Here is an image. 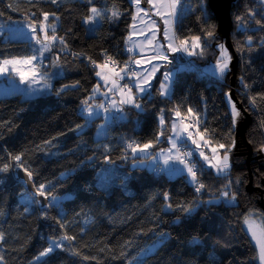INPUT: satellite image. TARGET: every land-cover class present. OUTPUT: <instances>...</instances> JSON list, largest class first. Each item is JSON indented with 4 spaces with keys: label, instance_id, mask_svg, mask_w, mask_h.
I'll use <instances>...</instances> for the list:
<instances>
[{
    "label": "trees",
    "instance_id": "trees-1",
    "mask_svg": "<svg viewBox=\"0 0 264 264\" xmlns=\"http://www.w3.org/2000/svg\"><path fill=\"white\" fill-rule=\"evenodd\" d=\"M187 3L190 11L180 9L175 23L177 43L201 38L204 54L190 57L204 71L217 61L218 46L226 37L207 0H181L180 8ZM92 7L104 15L88 34L84 21ZM231 8L229 37L238 63L235 91L240 81L244 96L236 98L251 118L245 137L252 156L248 164L240 134L247 153L234 154L228 172L216 174L197 163L199 183L205 185L197 192L183 173L172 178L158 167L138 166L128 145L153 142L152 152L167 148L179 111L182 116L198 114L197 130L212 144L225 145V153L237 137L228 84L206 71L208 75L176 70L172 93L164 97L156 77L150 94L138 100L141 109L125 107L126 118L113 117L106 134L96 136L101 117L88 122L83 101L98 84L97 65L108 57L117 73L129 60L136 70L127 45L133 0H0L2 21L27 18L39 26L47 12V23L56 25L57 37L65 42L57 40L46 52L43 71L52 76L51 89L29 98L19 93L0 98V168L9 165L0 172V264H258L244 218L253 212L264 226V160L259 162L256 155L264 146V0H236ZM113 10L118 17H112ZM33 54L28 40L0 36V61ZM126 72L120 81L131 87L132 72ZM113 120L116 125L110 124ZM17 155L20 161L13 160ZM21 169L32 173L36 189L45 185V206L18 177ZM229 182L238 203L212 201ZM177 205L194 211L186 213ZM65 235L75 239L62 240V247L40 256Z\"/></svg>",
    "mask_w": 264,
    "mask_h": 264
},
{
    "label": "snow or ice",
    "instance_id": "snow-or-ice-1",
    "mask_svg": "<svg viewBox=\"0 0 264 264\" xmlns=\"http://www.w3.org/2000/svg\"><path fill=\"white\" fill-rule=\"evenodd\" d=\"M53 3H56V0H52ZM90 2V0H89ZM133 2L136 4L137 8V14L139 15L140 13H143V16L141 17V22H144V18H147L148 20H151V23L147 25L149 30H154L152 31V36L148 38L145 42L151 44L152 41L156 38L157 33L159 32V25L157 24L156 20L152 19L151 16H149V11H152V14L154 16H158L160 18V21L163 24V36L164 39L167 41V44L165 45L164 43H159L157 42L155 46V55L152 57V59H158V60H163L166 64H171L172 60L169 59L168 52L171 53H187L189 56L193 55H203L204 54V47L201 45V38L199 36H195L191 38V44H189L188 39H183L179 40V43L177 44L176 41L178 37L175 35V23L177 19V10L178 7L181 5V0H146L147 4L150 6L149 9H145L140 7L141 0H133ZM11 7V5H9ZM91 15L87 16L85 18L86 22L89 24H96L98 23L97 18H103L104 13L97 9L96 7H92L90 9ZM112 17H118L119 12L117 10L112 11ZM55 16V13L51 14ZM49 19V13L44 12L43 13V20L39 22V31L37 28V25L35 23H30L28 25V29H30L29 32H17L16 35H23L26 39L28 40H34L36 45H39V48H36L34 50V54L31 56H26V57H12L10 59H3L0 61V76L6 75L9 72V69L11 68L12 72H15L16 75L19 76L20 83L28 85V88L25 89V93L27 95H39L41 94L45 89H51L52 85L48 82L47 79V74L41 72L40 69V61L44 57V54L46 52H51L53 45L57 40L61 44L65 43L63 40V37H57L56 35V25L53 24H48L47 21ZM136 17H133V20L135 21ZM239 19V18H238ZM3 26L0 25V28ZM49 29L51 30V35H49ZM42 33V35H41ZM2 31H0V35H2ZM206 35L208 37H212L214 35L212 30H208L206 32ZM15 38V37H13ZM131 39V37H129ZM251 42V37H249V43ZM135 45H133V48H129L128 51H133ZM220 50H221V59L217 61V64L214 67V73L216 74L218 71V75L222 78L226 72V70L229 67V61L231 60V57L227 53V49L224 47V45H220ZM112 58L108 57L107 60L103 65H97V67H106L108 64V61H110ZM114 63V62H113ZM134 63L139 64L140 61H134ZM93 64H95V61H93ZM19 65H26L29 66V71H21ZM160 65L156 64L153 65L150 75H154L156 71L159 70ZM127 65L125 66V69H121L122 72H125V75L128 73L126 72ZM111 71V70H110ZM96 75L100 77L103 81L105 86L108 85L109 83V75L103 74L100 71L96 72ZM132 76H137L135 72L131 73ZM172 76L173 72L170 71H165L163 73V78L164 82L161 83L160 85V94L162 96H167L169 94V86L172 81ZM114 77L111 80L112 87L108 88V92H119L121 94L120 100L117 102V100L113 99L110 102L109 107L112 109H115L116 111H123V108L120 107L121 105L125 104H130L133 107L137 109H141V105L136 102L135 96L132 94V88L129 87L127 84L121 86L118 83V80H123L124 76L120 75L119 73H114ZM139 79V78H138ZM43 82L42 87H36L37 85L41 84ZM141 84H147V87H142ZM138 89L140 93H145L148 92V89L151 87L150 83H147V78L144 80H141L139 83H136L133 85ZM65 87H68L67 85ZM100 85L98 84L96 88L93 89V93H96L100 90ZM63 89H61L62 91ZM125 90L127 91V95L125 96ZM108 92H104V96H108ZM58 94V93H57ZM150 94V93H149ZM230 104H231V111H232V116L233 120L237 117H239L240 112L236 108V105L234 102H231V96L230 94H226ZM93 99V97H89L85 101H83V104L86 106L84 108V112L87 113V115L90 117L93 115V105L89 104V100ZM253 103H255V98H253ZM95 108L97 109H103L104 112H108L109 108L105 107L104 104H96ZM188 112H192V109L189 108ZM98 114V113H97ZM176 115L179 116L180 113L179 111H176ZM161 124L164 123L163 116H161ZM179 128V130H178ZM172 130L174 135L168 136V140L171 142L172 147L167 149V150H161L160 154H163L164 151H167L168 153H171L173 149L176 150V155L175 156H167L164 159V165L168 166L167 168H162L161 171L165 170H179L183 172L185 169L187 171V174L191 178V182L196 184V191L199 192L201 189L205 187L204 184L199 183L198 180V175H197V170H196V165L194 163H189L186 157H190L192 154L191 153H186L184 154L185 158H182L180 154V149L177 147V138L182 136L184 133H187L188 139L192 138V133L188 131V125L183 124L181 122V125H177L175 122L172 124ZM207 131V129H205ZM159 135H164L163 131L159 133ZM193 143H196L195 140L192 141ZM156 143H159V136L156 139ZM233 146H234V141H233ZM128 147L132 149L133 154H135L137 151L140 153H147L148 150L152 147H154L153 142H148L141 145H133L129 144ZM199 147V145H198ZM220 148H225V145L220 144ZM261 150H264V146H262ZM231 151V147H229L222 159L218 156H215L216 150L213 149L214 153V158L217 160V163L212 164L211 161L209 160V157L204 154L203 151H201L199 154L201 157H203L204 161L207 162L211 167L216 169V172L218 174L220 173H226L227 170L230 167L229 164V156L228 152ZM158 154V155H160ZM158 155L152 156L153 160H156L158 158ZM21 156L17 155L13 157V160L15 161H20ZM173 160L178 162L180 165H183V168L177 169L175 165H170L169 161ZM9 168L8 164H4L2 168H0V172H6ZM27 171V170H25ZM27 175L29 177L32 176L31 172H27ZM231 182H229V185H226L225 188H229ZM45 185L41 184L37 189L36 193L39 194L40 196H46V193L44 191ZM223 197H229L230 192L228 190H225L221 193ZM165 198L167 199V194H165ZM53 201L56 200V197H52ZM236 199L235 193H231L230 201L229 202H234ZM36 202V201H33ZM51 206V205H49ZM177 207H181L183 211L186 213H191L194 211V209L191 206H182V205H177ZM168 209L172 208L171 204L167 205ZM27 210V209H26ZM255 213L249 212L247 216L244 218V223L247 225V231L250 233L254 243L257 246V259L259 261V264H264V228H261L259 232L254 228V225L256 224V220L254 219ZM63 226V225H62ZM3 239V234L0 233V240ZM74 240L75 237L71 236H63L61 237L62 240ZM62 243L60 241L53 240L52 243L49 245L47 249H45L43 252L40 253V256H47L49 253L54 251L55 247H62ZM3 257H0V260H2ZM39 259V257L37 258Z\"/></svg>",
    "mask_w": 264,
    "mask_h": 264
},
{
    "label": "rangeland",
    "instance_id": "rangeland-1",
    "mask_svg": "<svg viewBox=\"0 0 264 264\" xmlns=\"http://www.w3.org/2000/svg\"><path fill=\"white\" fill-rule=\"evenodd\" d=\"M188 4L189 3L185 4V6H183L182 8H180V6L178 7L177 18L182 13L183 10L190 11L191 6L188 5ZM134 6H136L135 3H134ZM149 8H150V6H147L146 9H149ZM180 9H182V11ZM135 12H136V14L134 15V17H136V19H135V21L133 20V24L131 26L130 33H129L128 40H127V45H129L131 43L132 45H135L136 48H137L136 52L138 53L137 54L138 57L136 58L135 61L139 60L140 63L139 64L135 63V68H136L135 71H137V73H136L137 76H131L130 79H131L132 94L135 96L136 102L141 105V103L138 101L139 98L144 97L148 93H150V90H151L150 88L151 87L148 89V92L140 93L138 91V89L136 87H134L133 85L136 84V83H139L141 80H144L145 78H147V83H150V85L152 86L154 81H155V79H156V77H160L161 78L160 79V84H159V89H160L161 83L164 82L163 73L165 71H170V72H173V76H172L171 84L169 86V94L167 96H164V97H170V95L172 93V83H173L174 75L176 73V69L172 68V67L170 68L169 66H166V64H165V62L163 60L152 59V57L155 55V46H156L157 42L164 43L165 45L167 44V41L164 39V36H163V24L160 21V18L158 16H154L152 14V11H149V16H151L152 19L156 20L157 24L159 25V32L157 33L156 38L152 41L151 44H149V43H146L145 41L152 36V31H154V30H149L148 27H147V25H149L151 23V20H148L147 18H144V22L142 23L141 22V17L143 16V13H140L138 15L136 10H135ZM90 14H91V12H90ZM97 19H98V23H99V18H97ZM30 23H32L31 20H29L27 18L19 19V20H16V19L9 20L8 19V20H4V21H2L0 19V25L3 26L2 28H0V31H2V33H3L0 36H5L6 38L13 39V40H15V39L28 40L22 34L17 36L16 33L17 32H29L30 33V29H28V25ZM84 23H85V26L87 28V33L88 34H92L94 32V30H95V27L98 24V23L89 24V23L86 22V20L84 21ZM37 28H38V31H39V26H37ZM41 35H42V33H41ZM13 37H15V38H13ZM129 37H131V39H129ZM28 41L33 44L34 50L36 48H39V45H36L34 40H31V41L28 40ZM176 43H177V41H176ZM189 44H191V41H189ZM220 45H224V47L227 49L228 55L231 57V60L229 61V67L226 70V72H225V74H224V76L222 78L218 75V71H217L216 74H213L214 73V67L217 64V61L221 59V50H220V47H219ZM220 45L218 46V50H219L220 54H219V57H218L217 61H215V63H210L208 65H205L204 71H206L209 75L213 76L214 78H218L220 81L224 82V84H226V85L228 84L229 85V77L231 76V65H232V60L233 59H232L231 53L228 51L227 42L226 41L224 43L222 42ZM168 55H171V52H168ZM46 56H47V53L44 54V57L39 62L40 63V69L39 70L41 72H43V73H46V72L43 71V68L45 67L44 59H45ZM156 64L160 65L159 70L156 71L154 75H150L149 73H150L153 65H156ZM101 65H103V64H101ZM19 67H20L21 71H25V72L29 71V66L19 65ZM97 69H98L97 71H100L102 73V75L103 74L109 75V83H108L107 86H105L104 81L100 77H98L96 75L97 79H100L102 81L103 88H100V90L98 92L93 93L91 95V97H93V99L91 101V105H93V115L89 117L87 115V113L84 112L85 106L82 107V111H83V114H85L86 119H87L88 122H90L92 119L102 115L103 118H101V121L99 122V124L101 125V127H100L101 128L100 129L101 132L99 131V133H98V135H102L101 133L107 129V126H108V123L110 122V120H112L113 117H119L121 120H124L126 118V113L124 112L125 107H129V106H132V105H130V104L121 105L120 107L123 108L122 112L116 111L115 109H112V108L109 107L111 100L115 99L118 102L120 100V98H121V94L119 92H116V91L108 92V88L112 87L111 80L113 78H115L114 77V73H117L118 71H116V69H114V67H112L109 64V62L107 64V66H106V69L107 70H111L112 75L108 74L107 71L104 72L105 69H101V67H97ZM46 74H47L48 82L50 83L52 76L49 73H46ZM120 75H123L124 79H125V74H123L121 72ZM126 82L127 81L122 82V81L118 80V83L121 86H123ZM239 83H240V81L237 82L238 85L236 86V91L234 93L235 96H236V94H240V95L242 94V91H240V89H239ZM42 84H43V82H41V84L37 85L36 87H42ZM96 86H95V88H96ZM128 86H129V84H128ZM141 86L142 87H147V84H141ZM27 88H28V85L20 83L19 76L16 75L15 72H12L11 68L9 69L8 74L0 76V98H5L8 95H13V94H17V93H19V94H21V95H23L24 97H27V98L37 96V95H27L25 93V89H27ZM48 90L49 89H45L43 92H46ZM104 92H108V96L107 97L103 95ZM228 94H229V92H228ZM126 95H127V91L125 90V96ZM98 98H100V99H98ZM104 100H105V102H104ZM231 102H234L232 97H231ZM227 103H228V108H230V111H231V104H230L228 98H227ZM96 104H104L105 107L109 108V111L108 112H104L103 109L95 108ZM235 105H236V103H235ZM236 108L239 110L240 115L234 121V128L236 130L237 137H236V140H235L236 142L234 143V146H232L231 147V151L228 152L229 164H230V167H229L228 170H230V168H231L232 159H233V155L234 154L247 153L245 147H243L242 141L240 140V134H241V129L240 128L245 123L246 118L244 117L241 109H239V107H237V105H236ZM231 115H232V111H231ZM161 116H163V115H160L158 117V122L161 121ZM232 118H233V116H232ZM185 120L195 123L194 129H193L194 134H192V138L191 139H188L187 133H184L182 135V136H184L183 140L187 141V143H189L193 148L191 146L187 145V143L183 144V143H179V142H177V144L179 143V145H177V147L180 148L181 146H184L185 148H188L192 152V154H196V156L198 157V162H200V164H202L203 166H205L207 168H210L214 173L218 174L216 172V169L211 167L207 162H205L203 157H201L199 153L201 151H203L204 154L209 157V160L211 161V163L215 164V163H217V160L214 158L213 149L216 150L215 156H218V157H220L222 159L224 153L221 152V151L223 150V148H220V147L212 144L209 141V139H207L206 136L202 132L197 130L196 123L199 120L198 114L195 115L194 113H190V114H185V116H182L181 114L179 116L176 115L175 121H177V123H179V125H181V122H183V121L186 123ZM160 124H161V122H160ZM102 129H103V131H102ZM188 131L190 132L189 129H188ZM172 132H173V130H172ZM172 135H174V133H172ZM193 140H195L196 143H193L192 142ZM168 142H169L170 146H168L167 148H164V150H167V149L172 147L171 142L170 141H168ZM198 145H199V147H198ZM151 149L152 148H150L147 153H140L139 151H137L135 154H133V152H131V155H134L135 157H137L139 159V161H137L138 163L136 162V164L138 166H142L143 165V166H145V167H147L149 169H154L153 167H151V166H149L147 164V161H149L150 158H151V161L153 163H155L157 161V159L156 160H152V156H153L154 152H152ZM258 151H259V152H257L258 154H256V155H258L257 158H258L259 162H262L264 160V150L260 149ZM160 153H161V151H159L158 154H160ZM176 154H177L176 150L173 149L171 153H168L167 151H164L163 154L158 155V158H162L164 160L165 157H167L169 155L175 156ZM142 158H145V160H143ZM141 159H142V161H141ZM198 162L196 161V158L192 159V162H191V163H194L196 165V170L198 168V165H197ZM169 164L170 165L174 164L177 169L183 168V165H180L178 162L173 161V160H170ZM163 166H164V168L168 167V166H165L164 163H163ZM228 170H227V172H228ZM166 171H168L169 173H173V176H171L172 178H176V176L180 175V173L181 174L183 173V175L186 176V178L188 177V180L191 182V178L187 174L186 169L183 172H181L179 170H175V171L166 170ZM101 178L104 179V176L102 175ZM227 185H229V183H227ZM221 190H219L221 192L219 194H217V196L214 197L212 199V201L221 202V203L223 202V203H225L227 205H230V206H233V205L238 203V197L237 196H236V199H235L234 202H229L230 201V197H231V193H232L231 186H229V188H227V189L223 188ZM225 190H228L230 192L229 197H223L221 195V193L223 191H225ZM57 200H58V198H56V200L53 201V203H55ZM165 209L167 210V208H165ZM244 228L247 230V225L246 224L244 225ZM254 228H256V230L259 232V230L261 228H264V226L259 220L256 219V224L254 225ZM248 234H249L251 240L253 241V239H252V237H251L249 232H248ZM60 242L62 243V241H60ZM253 243H254V241H253ZM254 245L256 247V250H258L255 243H254ZM57 248L58 247H55L54 249H57ZM257 261H258V259H257ZM258 264H259V261H258Z\"/></svg>",
    "mask_w": 264,
    "mask_h": 264
},
{
    "label": "water",
    "instance_id": "water-1",
    "mask_svg": "<svg viewBox=\"0 0 264 264\" xmlns=\"http://www.w3.org/2000/svg\"><path fill=\"white\" fill-rule=\"evenodd\" d=\"M236 0H207V6L208 8L211 10L212 14L215 17V20H217V27L218 30L221 31L224 36L226 37V41H227V47L230 49V52H232L233 55V60H232V65H231V77H230V82H229V86H230V96L232 97V99L234 100V102L236 103L237 107H239V109H241L244 117L246 118L245 123L241 126V139L243 140L244 144L247 147V158L246 161L248 162V164L250 163L249 160L252 156V151L251 148L246 140V128L250 125L251 123V118L249 116V114L246 112L245 108L242 106V104L240 103V101H238V99L236 98V96L234 95L235 93V80L237 78V67H238V63H237V55L236 52H234V49L232 47V43L230 41V28H231V24H232V19H231V7L233 6V4L235 3ZM18 177L22 180H24V182L27 185V188L30 192H36V187L34 185V183H32L30 177L27 175L26 172H24L22 169L17 171ZM252 184H251V177L250 180L248 182V190H251ZM38 200L40 201V204L42 206H45V203L47 202V199L43 196L38 195Z\"/></svg>",
    "mask_w": 264,
    "mask_h": 264
},
{
    "label": "built area",
    "instance_id": "built-area-1",
    "mask_svg": "<svg viewBox=\"0 0 264 264\" xmlns=\"http://www.w3.org/2000/svg\"><path fill=\"white\" fill-rule=\"evenodd\" d=\"M169 59L172 60V63L171 64H166L165 63V64H166V66H169L170 68L172 67V68H175L176 70H182V69L193 70V69H197L203 75H205V74L208 75L206 72L201 70L199 68V66L196 64V62L194 61V59L192 57H190L189 55H187L186 53L178 52L176 54H171L169 56ZM109 64L111 65L110 62H109ZM116 71H118V70L116 69ZM127 71H129L130 73L135 71L134 68H133V60H129L127 62ZM116 122H117V120H113L110 124L111 125H116ZM182 123L183 124H187L188 125V129L190 130V132L192 134H194L193 129H194L195 123L190 122V121H186V123L183 121ZM179 149H180V154H181L182 158H185L184 154L191 153V151L188 148H185L184 146H181ZM186 159L188 160L189 163H191L192 159H193V154L190 157H186Z\"/></svg>",
    "mask_w": 264,
    "mask_h": 264
},
{
    "label": "crops",
    "instance_id": "crops-1",
    "mask_svg": "<svg viewBox=\"0 0 264 264\" xmlns=\"http://www.w3.org/2000/svg\"><path fill=\"white\" fill-rule=\"evenodd\" d=\"M147 6H149L148 4H147V2H146V0H141V4H140V7H142V8H147ZM136 6H134V12H135V10H136ZM136 14V12L134 13V15ZM131 24H133V20H132V23ZM129 48H133V45L130 43L129 45ZM136 46L134 47V49H133V51H131V54H132V56L133 57H135V60H136V58L138 57V53L136 52ZM171 54H174V53H171ZM187 54V53H186ZM101 69H105L104 70V72H106L107 71V73L108 74H111L112 75V72L110 71V70H107L106 69V67H103V68H101ZM120 74V73H119ZM98 80V83H99V85L101 86L100 88H103V83H102V81L100 80V79H97ZM98 99H100V98H98ZM91 101H92V99L91 100H89V104H91ZM85 105H83L82 107H84ZM86 107V106H85ZM101 116V118H103L102 117V115H100ZM99 116V117H100ZM95 119V118H94ZM174 122L179 126V123H177V121H175L174 120ZM101 125L100 124H98V128H97V131H96V136H98V133H99V131L101 132ZM178 130H179V128H178ZM102 131H103V129H102ZM102 135H99V136H103V135H105L106 134V130L105 131H103L102 133H101ZM183 137L184 136H180L179 138H177V142H179V143H183V144H186L187 143V141H184L183 140ZM169 140H167V142H168ZM179 143L177 144V145H179ZM168 144H169V142H168ZM187 145H189V146H191L189 143H187ZM168 146H170V144L168 145ZM192 147V146H191ZM193 148V147H192ZM164 150V149H163ZM159 151H161V150H158L157 152H154L153 153V156L154 155H157L158 153H159ZM195 156H196V154H195ZM143 160H145V158H142ZM142 159H141V161H142ZM153 160V159H152ZM196 161L198 162V157L196 156ZM163 163H164V160L162 159V158H157V161L155 162V163H153L152 161H151V158H150V160L149 161H147V164L149 165V166H151V167H153V168H157L158 167V169H159V171L160 172H164V173H166L168 176H173V173H169L168 171H161V169L162 168H164V166H163ZM181 174V173H180Z\"/></svg>",
    "mask_w": 264,
    "mask_h": 264
}]
</instances>
